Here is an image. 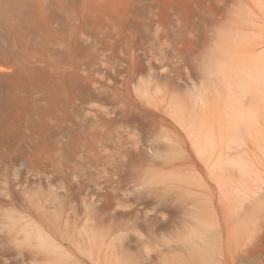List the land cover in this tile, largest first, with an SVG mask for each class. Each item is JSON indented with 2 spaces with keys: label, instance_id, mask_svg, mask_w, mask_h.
Segmentation results:
<instances>
[{
  "label": "rangeland",
  "instance_id": "rangeland-1",
  "mask_svg": "<svg viewBox=\"0 0 264 264\" xmlns=\"http://www.w3.org/2000/svg\"><path fill=\"white\" fill-rule=\"evenodd\" d=\"M262 76L264 0H0V264H264Z\"/></svg>",
  "mask_w": 264,
  "mask_h": 264
},
{
  "label": "bare ground",
  "instance_id": "bare-ground-1",
  "mask_svg": "<svg viewBox=\"0 0 264 264\" xmlns=\"http://www.w3.org/2000/svg\"><path fill=\"white\" fill-rule=\"evenodd\" d=\"M32 63V59L29 58L27 61L28 66L30 67ZM261 80L260 81V90L262 92H264V76L260 77ZM261 93V92H259ZM259 108H261V106L264 108V96L261 98V101L259 103ZM263 166V165H262ZM264 167V166H263ZM230 170V175L229 177H227V181L229 182V186L231 188V190H235V187L237 186V184H242L245 187L243 188H239L241 190H243L242 192V196L240 195V193H238V195L236 194L235 196L238 197L239 200V209L245 210L250 206H258L259 203H261L262 199H264V175L260 176L259 178H256L252 175V172L254 171V169L245 164V165H241L239 166V168H231ZM236 171H239L242 173V176L237 177L236 176ZM237 188V187H236ZM238 189V188H237ZM229 195V200H226V206L229 205L230 208L234 207V203H236V201H234L232 199L230 195V192L228 193ZM234 198V197H233ZM262 200V201H261ZM256 204V205H255ZM231 208V209H232ZM259 209H260V214H261V223L259 228H257L256 231H253L250 235H248V238L246 239L245 237L242 238V240L244 241L243 245L246 243V241H257L259 243L264 242V203L259 205ZM241 212V211H240ZM240 212L237 213L240 214ZM230 215V212L227 211V215ZM230 221V220H228ZM199 239V237H193V241H197ZM244 259V258H243Z\"/></svg>",
  "mask_w": 264,
  "mask_h": 264
}]
</instances>
